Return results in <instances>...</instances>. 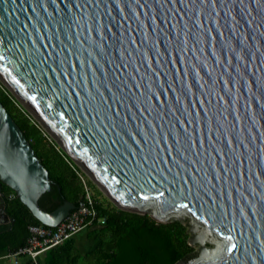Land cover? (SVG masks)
<instances>
[{
    "label": "water",
    "instance_id": "obj_1",
    "mask_svg": "<svg viewBox=\"0 0 264 264\" xmlns=\"http://www.w3.org/2000/svg\"><path fill=\"white\" fill-rule=\"evenodd\" d=\"M0 75L117 209L185 224L182 264H264V0H0ZM0 185L75 209L1 103Z\"/></svg>",
    "mask_w": 264,
    "mask_h": 264
},
{
    "label": "trees",
    "instance_id": "obj_2",
    "mask_svg": "<svg viewBox=\"0 0 264 264\" xmlns=\"http://www.w3.org/2000/svg\"><path fill=\"white\" fill-rule=\"evenodd\" d=\"M0 103L29 141L53 182L50 190L40 197V208L50 212L65 200L77 206L84 193L78 177L79 170L53 141L43 135L38 125L1 86ZM5 189L8 191L5 212L14 222L10 230L0 228V252L22 247L29 236L28 227L41 225L14 193L7 187ZM96 202L97 216L104 222L92 227L86 234L100 239L95 249L80 253L74 239L70 238L42 254V264H179L193 254L194 250L187 243V227L182 223L160 224L147 215ZM107 244L111 245L109 250L105 249ZM22 264L33 263L26 261Z\"/></svg>",
    "mask_w": 264,
    "mask_h": 264
},
{
    "label": "built area",
    "instance_id": "obj_3",
    "mask_svg": "<svg viewBox=\"0 0 264 264\" xmlns=\"http://www.w3.org/2000/svg\"><path fill=\"white\" fill-rule=\"evenodd\" d=\"M78 177L83 185L84 193L75 209L55 228L42 225L29 226V236L25 244L14 251L5 252L2 256L8 264H20L22 260L38 264V259L47 250L57 247L84 228L103 224L104 219L97 216L95 198L88 192L89 189L79 173ZM9 197L13 198V195Z\"/></svg>",
    "mask_w": 264,
    "mask_h": 264
},
{
    "label": "rangeland",
    "instance_id": "obj_4",
    "mask_svg": "<svg viewBox=\"0 0 264 264\" xmlns=\"http://www.w3.org/2000/svg\"><path fill=\"white\" fill-rule=\"evenodd\" d=\"M0 86L9 94L11 95L15 102L16 105H18L19 107H21L33 120L34 123H36L38 125V127L41 129L43 135H45L49 140L53 141L56 145L57 148L61 149L60 146L55 142V140L49 135V133L41 126V124L37 121V119L30 114L21 104L20 102L13 96V94L10 92V90L0 81ZM73 163V162H72ZM74 164V163H73ZM75 165V164H74ZM75 167L79 170V174L82 176V178L84 179L85 182H87V186L88 189L91 193V195L99 202H101L102 204L106 205V206H113L115 207V205L111 202V200L103 193L100 192L99 188L97 187V185L90 179L89 176H87L81 169H79L76 165ZM116 208V207H115ZM117 209V208H116ZM119 210V209H118ZM185 225V224H183ZM92 230L91 228H84L82 230H80L78 233H76L72 238L75 241V246L78 248V250L80 251V253H87L92 251L93 249H95V247L98 245L99 243V238H96V236H86V234ZM111 248L110 244H107L105 246L106 250H109ZM194 250V249H193ZM194 253V252H193ZM3 256V255H2ZM7 263V261L5 259H3V263ZM39 264L41 263V257L38 260Z\"/></svg>",
    "mask_w": 264,
    "mask_h": 264
},
{
    "label": "flooded vegetation",
    "instance_id": "obj_5",
    "mask_svg": "<svg viewBox=\"0 0 264 264\" xmlns=\"http://www.w3.org/2000/svg\"><path fill=\"white\" fill-rule=\"evenodd\" d=\"M7 194H8V191L5 189V186L4 185H0V196L4 197L5 208H6V199H7V196H8ZM9 226H10L9 221H7V222L3 221V222L0 223V228L1 229L8 230L7 228ZM192 258H194V253L187 260H190ZM182 263H184V262H179V264H182Z\"/></svg>",
    "mask_w": 264,
    "mask_h": 264
},
{
    "label": "bare ground",
    "instance_id": "obj_6",
    "mask_svg": "<svg viewBox=\"0 0 264 264\" xmlns=\"http://www.w3.org/2000/svg\"><path fill=\"white\" fill-rule=\"evenodd\" d=\"M0 80H2L3 82H4V84L5 85H8V83L1 77V75H0ZM8 87L13 91V89L8 85ZM27 107V106H26ZM30 109V108H29ZM31 110V109H30ZM32 111V110H31ZM35 115V114H34ZM36 116V115H35ZM40 120V119H39ZM40 122H42L41 120H40ZM43 123V122H42ZM44 124V123H43ZM44 126H45V124H44ZM46 128H47V126H45ZM87 172V171H86ZM88 173V172H87ZM89 174V173H88ZM89 176H91L90 174H89ZM92 177V176H91ZM93 178V177H92ZM94 179V178H93Z\"/></svg>",
    "mask_w": 264,
    "mask_h": 264
},
{
    "label": "crops",
    "instance_id": "obj_7",
    "mask_svg": "<svg viewBox=\"0 0 264 264\" xmlns=\"http://www.w3.org/2000/svg\"><path fill=\"white\" fill-rule=\"evenodd\" d=\"M4 251H1L0 252V264H6V262L5 263H3V258H2V255H4ZM39 260V259H38ZM27 260H22L21 262H20V264H22V263H24V262H26Z\"/></svg>",
    "mask_w": 264,
    "mask_h": 264
}]
</instances>
